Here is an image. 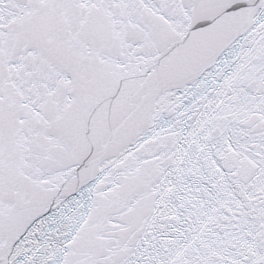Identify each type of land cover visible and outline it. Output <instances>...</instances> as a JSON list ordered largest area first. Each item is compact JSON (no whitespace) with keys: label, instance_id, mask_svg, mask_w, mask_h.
Instances as JSON below:
<instances>
[{"label":"snow or ice","instance_id":"1","mask_svg":"<svg viewBox=\"0 0 264 264\" xmlns=\"http://www.w3.org/2000/svg\"><path fill=\"white\" fill-rule=\"evenodd\" d=\"M0 264H264V0H0Z\"/></svg>","mask_w":264,"mask_h":264}]
</instances>
